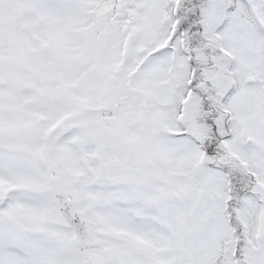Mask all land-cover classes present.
<instances>
[{
  "label": "snow or ice",
  "instance_id": "1",
  "mask_svg": "<svg viewBox=\"0 0 264 264\" xmlns=\"http://www.w3.org/2000/svg\"><path fill=\"white\" fill-rule=\"evenodd\" d=\"M0 264H264V0H0Z\"/></svg>",
  "mask_w": 264,
  "mask_h": 264
}]
</instances>
